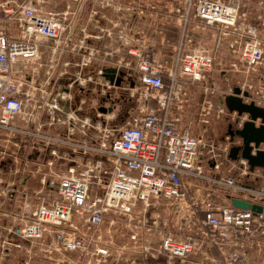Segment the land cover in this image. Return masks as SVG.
I'll return each instance as SVG.
<instances>
[{
    "label": "built area",
    "instance_id": "2783aa9c",
    "mask_svg": "<svg viewBox=\"0 0 264 264\" xmlns=\"http://www.w3.org/2000/svg\"><path fill=\"white\" fill-rule=\"evenodd\" d=\"M39 3H0V264H255L253 257L264 264V168L230 157L243 141L229 130L242 128L249 115L210 97L197 114L189 104L194 86L216 92L219 68L227 81L236 75L243 82L228 84L223 100L238 88L244 102L264 107V12L249 20L241 0H191L194 10L183 16L170 54L136 45L132 28L106 29L138 57L127 71L105 67L123 71L122 83L134 82L129 99L137 106L116 126L98 110L96 118L83 116L70 91L103 80L115 87L105 68L80 70L69 89L56 87L42 56L70 48L73 27L68 12L47 13ZM197 30L207 39L194 41ZM79 49L87 55L77 66L99 60L94 49ZM224 50L232 61L219 54ZM98 51L100 62L112 64L113 50ZM226 115L231 127L218 137L211 118Z\"/></svg>",
    "mask_w": 264,
    "mask_h": 264
},
{
    "label": "rangeland",
    "instance_id": "374dc122",
    "mask_svg": "<svg viewBox=\"0 0 264 264\" xmlns=\"http://www.w3.org/2000/svg\"><path fill=\"white\" fill-rule=\"evenodd\" d=\"M0 1H7V0H0ZM16 2L21 3L24 0H15ZM38 2V0H36ZM39 5L42 7V9L47 13H56L61 14V16H64V12H68L69 20L71 27L73 28H86V31L88 34H83V40L82 44L84 47H87V51L89 52L91 49H94L92 53L95 54V58L102 60L104 59V55H102V51H98L99 49H104L105 51L108 50V47H105L104 44H106L108 41L107 35H104L106 33V29L109 28L111 31L112 28L120 29V28H134L132 31L134 35H131V37L134 39L133 42L136 43L138 46L145 45L146 43L150 44L156 51H163V54H170L169 52L172 50L173 44L177 41L180 29H181V23L183 24V16L187 11L191 9V11L194 10V6L190 7L191 0H39ZM193 2H197V0H192ZM242 2V12L247 14V17L249 20L257 19V17L264 12V0H241ZM190 11V13H191ZM115 12V13H114ZM121 15V20H116L115 18ZM117 14V15H116ZM134 16V17H133ZM142 17H146L147 19V28H144L140 21H142ZM131 23V24H130ZM15 35H19L18 28H15V26H12ZM123 30H121L120 33H122ZM146 32V34H144ZM196 32L197 37H199V40L194 41H201V39L205 38V40L208 37V32L204 30H197ZM111 33V32H110ZM112 34V33H111ZM137 34L141 36V39H137ZM75 37V36H74ZM77 37L81 38V35H77ZM121 40V38H120ZM119 40V41H120ZM73 41V39H72ZM71 41V42H72ZM145 41V42H143ZM169 41V42H168ZM71 42L69 44H71ZM116 45L119 46V44L116 43ZM163 46H165V50L163 49ZM168 47V49H167ZM121 53H123L121 51ZM125 55H122L125 57L120 56V53H117L115 51L114 57L111 58V62L113 65L112 67H118L121 70H126L127 68L126 63L131 62L132 67H135L138 61V57L135 55H132L125 52ZM82 54H86V51L83 53H79V55L82 57ZM220 55L226 56L227 61H232L233 58L229 54L228 51L219 52ZM65 59L68 60L71 58V55H73L72 52H65ZM87 55V54H86ZM102 55V56H101ZM46 58L45 54L42 56L43 59ZM79 58V57H78ZM65 60V61H66ZM72 65L69 67V71L72 73L76 72V69L71 68ZM44 68V67H43ZM219 68H217L216 72L212 75V81L216 83V92L214 94H207L205 92V89L203 90L202 86H194L190 90V98L191 103L190 104V110L192 108V111L194 114L198 113L199 107L202 105V103L205 100V97H210L213 99L216 104H222L223 99L221 98L222 93L224 92V88H228V84L231 85L233 88L236 86H240L243 84V82L240 80L239 76L236 75H230L229 81L224 78L221 73L219 72ZM43 69L42 73L43 74ZM93 72L91 69L87 72H84V74H89ZM233 74V73H231ZM122 86H126L129 88L128 79H125L122 83ZM115 95H110L105 100H108L110 102V106L106 108V113H112L111 107L113 104L111 102L118 101V98H121V94H124V89H120L119 87L115 86ZM121 93V94H120ZM127 98L129 97V94L126 95ZM124 102V99L123 101ZM129 103L132 106V109H134L137 106L136 99H130ZM127 105V103H126ZM111 110V111H110ZM228 116H222L220 119L213 116L211 118V127L215 134H217L218 137H223L227 126L229 124ZM232 166V164L230 163ZM226 166H224L225 168ZM39 185V182L37 180L33 181L32 187H36ZM171 227H173L172 224H170ZM120 228L123 229V224L120 225ZM181 232H183L184 235L188 234V230L186 227H183L181 229ZM117 245L119 247H122L124 244L122 240H117ZM139 244V243H137ZM139 252V250H137ZM19 259L21 261L26 260V255L20 250L18 251ZM152 264H158L157 261L153 260L151 262Z\"/></svg>",
    "mask_w": 264,
    "mask_h": 264
},
{
    "label": "crops",
    "instance_id": "0c3cea01",
    "mask_svg": "<svg viewBox=\"0 0 264 264\" xmlns=\"http://www.w3.org/2000/svg\"><path fill=\"white\" fill-rule=\"evenodd\" d=\"M3 2V1H0V3ZM115 13V12H114ZM119 16L117 18H115L114 20L116 21L117 19L118 20H121V15H124L125 13L121 14L118 13ZM117 15V14H116ZM142 21L141 24L143 25L144 28H147V19L146 18H141ZM131 24V23H130ZM85 29V32L84 30ZM109 29V28H108ZM114 33L115 34H118L120 29H116V28H112ZM134 29V28H133ZM135 30V29H134ZM81 35V38L80 37H77V35ZM83 34H88V32L86 31V28H73V31L71 33V35H73V42H72V45L70 46V48H67V49H64L62 51H66V52H72L73 55H71V58L66 60L65 57V52H58L54 55L48 53V52H44L46 58L43 59V63L44 64H49L51 65L52 67V73H53V77L55 80H59L58 84H57V88H58V85L62 84V85H65L67 86L66 89H69L68 86L71 84V80H70V75H75L76 72H79L80 70L82 71L83 70V73L84 72H87L89 71L90 69L93 71L92 73H95L97 72V69H100V68H105V67H109V66H113L111 65L110 63L109 64H105L104 62H100L99 60L97 61H93V64H90L88 66H82V67H79L77 66L78 63H81L82 61V58H84V54H82V57L79 55V53L82 52V50H80V46H83L82 44V40H83ZM104 35H107L108 34H104ZM75 36V37H74ZM107 43L104 44V46L108 47V50H113L114 52L117 51V53H120L119 55L122 56V55H125L126 53V46H123L121 47V43L120 41L115 37V36H108L107 37ZM119 44L118 45H116ZM102 50V49H101ZM121 51L123 53H121ZM84 53V52H83ZM79 57V58H78ZM124 57V56H122ZM53 60H56L54 64H51V62ZM66 60V61H65ZM68 64L72 65V69H76V72L75 73H72L71 71H69V67ZM55 67V68H54ZM54 68V69H53ZM42 69L45 71V68H41V73H42ZM63 70H67L68 73L65 74L64 76L63 73H61ZM43 71V73H44ZM134 70L132 68H130V70L128 71L129 75L132 76ZM90 73V74H92ZM62 76V77H61ZM98 79V78H97ZM130 81L128 80V83ZM132 83L130 84L129 83V87H131ZM116 87H112L110 84L109 85H106V81H102L101 83H97V84H92V86L90 87V89L88 88H81L77 85H74L70 91L73 92L74 94V97H75V101H76V104L77 106H81L83 108V110L81 111V114L83 116H91L93 118H96V116L99 114V112L103 115V116H106V117H112L110 118V120L108 121L109 124L111 125H116V126H121L123 125V123L125 122V120L131 116L132 114V111L134 109H132V106L130 104V109L128 110L127 114H126V117H125V120L124 122L120 125V124H116L115 120L117 119L116 117V114H117V109L114 110L113 113H106V112H103L100 110V107L101 106H110V102H108V100H105L107 98V96L104 94V92L107 90V91H111L112 95H115V89ZM120 89H124V91H128L127 93L124 92V95H125V99H124V102L123 103H127V105H129V98H127L126 95L129 94V88H127L126 86H121L119 87ZM95 89V91H94ZM121 94V93H120ZM117 95V94H116ZM115 95V96H116ZM122 95V94H121ZM120 95V96H121ZM126 100V102H125ZM113 102H111L112 104ZM119 106V105H118ZM92 107V108H91ZM99 112H98V111ZM259 183H262V180L259 179ZM262 261L261 257H253L252 258V262L255 263V264H260Z\"/></svg>",
    "mask_w": 264,
    "mask_h": 264
},
{
    "label": "water",
    "instance_id": "95a60500",
    "mask_svg": "<svg viewBox=\"0 0 264 264\" xmlns=\"http://www.w3.org/2000/svg\"><path fill=\"white\" fill-rule=\"evenodd\" d=\"M105 77L110 79L112 84L120 86L123 81V71H119L117 68H105ZM134 82H132V86ZM236 94L226 96L223 103L230 112H237L240 116L244 114L249 115L243 127L233 132L230 130V134L234 137H240L243 141L242 146H234L231 149L230 157L232 159L243 158L248 161L251 169L264 168V107L256 105L254 102L246 103L243 97L239 96L240 89H235ZM244 95L248 96V92ZM101 111L106 112V108L101 107ZM112 110V109H111ZM110 110V111H111ZM260 119V124L257 125V121ZM255 151V153H253ZM233 205L245 209L251 208V203L239 199H233ZM252 209L262 211L263 207L260 205H253Z\"/></svg>",
    "mask_w": 264,
    "mask_h": 264
},
{
    "label": "flooded vegetation",
    "instance_id": "af4514ba",
    "mask_svg": "<svg viewBox=\"0 0 264 264\" xmlns=\"http://www.w3.org/2000/svg\"><path fill=\"white\" fill-rule=\"evenodd\" d=\"M123 99H125V95L124 94L121 95V98H118L117 102L114 101L112 103L113 106L111 107L112 111L117 109V114H116L117 119L115 120V122H116V124H120V125L124 122L126 114H127L128 110L130 109V103H129V105H126V103L122 102ZM125 102H126V100H125ZM228 127H231V124Z\"/></svg>",
    "mask_w": 264,
    "mask_h": 264
}]
</instances>
